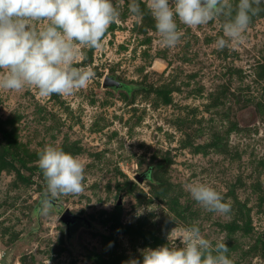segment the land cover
<instances>
[{"label":"rangeland","instance_id":"obj_1","mask_svg":"<svg viewBox=\"0 0 264 264\" xmlns=\"http://www.w3.org/2000/svg\"><path fill=\"white\" fill-rule=\"evenodd\" d=\"M129 2L112 0L120 15L102 46L77 53L73 66L95 73L87 87L49 97L0 89V128L15 136L13 167L0 164V264H131L192 225L225 242L232 264H264V10L218 51L223 18L178 22L184 35L168 48L146 0L142 18ZM105 75L121 87H103ZM4 144L0 132V153ZM48 144L79 159L85 179L45 215L38 153ZM193 182L220 192L231 212L203 209ZM65 209L78 217L69 229Z\"/></svg>","mask_w":264,"mask_h":264},{"label":"clouds","instance_id":"obj_2","mask_svg":"<svg viewBox=\"0 0 264 264\" xmlns=\"http://www.w3.org/2000/svg\"><path fill=\"white\" fill-rule=\"evenodd\" d=\"M262 0H146L147 10L164 47H175L184 35L179 24L188 28L220 20L222 36L215 41L223 50L239 41ZM128 11L142 18L139 0H130ZM120 11L112 0H0V89L19 91L34 87L41 97L70 96L87 87L94 78L91 68L74 67L82 49H98ZM37 22H41L39 28ZM46 22V23H43ZM79 45V47H77ZM45 188L40 214H48L62 196L84 191V164L62 149L48 144L38 153ZM191 198L208 212L228 214L231 205L213 187L193 182L187 187ZM168 243L141 251V260L131 264H232L225 242L213 245L196 225ZM179 239L183 247H177ZM2 256V254H0Z\"/></svg>","mask_w":264,"mask_h":264},{"label":"trees","instance_id":"obj_3","mask_svg":"<svg viewBox=\"0 0 264 264\" xmlns=\"http://www.w3.org/2000/svg\"><path fill=\"white\" fill-rule=\"evenodd\" d=\"M0 132L3 134V138L5 140V144L1 147L0 164L2 167H5V168L9 167V166L13 167L12 165H10V164H13L12 160L8 159V157L11 159H14V157H15V151L12 150V148H13L12 142L15 141V136L12 132H9L3 128H0ZM7 164H9V165H7ZM119 209H120V206L117 205V210H119ZM115 226L119 227L118 229L122 230V231H124L126 229L124 227H120V224L118 222L116 224H114L113 227L115 228ZM261 239H264V237L262 236ZM263 243H264V241H263Z\"/></svg>","mask_w":264,"mask_h":264},{"label":"water","instance_id":"obj_4","mask_svg":"<svg viewBox=\"0 0 264 264\" xmlns=\"http://www.w3.org/2000/svg\"><path fill=\"white\" fill-rule=\"evenodd\" d=\"M103 87H121L120 82H118L113 76L105 75L102 81ZM61 221L65 223L67 229H69L70 225L76 221L78 218L75 214L70 212V210L65 209L61 215Z\"/></svg>","mask_w":264,"mask_h":264},{"label":"flooded vegetation","instance_id":"obj_5","mask_svg":"<svg viewBox=\"0 0 264 264\" xmlns=\"http://www.w3.org/2000/svg\"><path fill=\"white\" fill-rule=\"evenodd\" d=\"M78 220V218L76 219V221Z\"/></svg>","mask_w":264,"mask_h":264}]
</instances>
